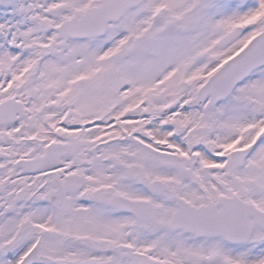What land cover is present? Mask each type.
Wrapping results in <instances>:
<instances>
[{
	"label": "snow or ice",
	"instance_id": "snow-or-ice-1",
	"mask_svg": "<svg viewBox=\"0 0 264 264\" xmlns=\"http://www.w3.org/2000/svg\"><path fill=\"white\" fill-rule=\"evenodd\" d=\"M0 264H264V0H0Z\"/></svg>",
	"mask_w": 264,
	"mask_h": 264
}]
</instances>
